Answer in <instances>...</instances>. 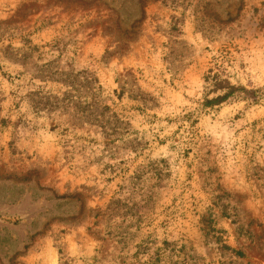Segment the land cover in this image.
<instances>
[{
    "label": "rangeland",
    "instance_id": "rangeland-1",
    "mask_svg": "<svg viewBox=\"0 0 264 264\" xmlns=\"http://www.w3.org/2000/svg\"><path fill=\"white\" fill-rule=\"evenodd\" d=\"M0 264H264V0H0Z\"/></svg>",
    "mask_w": 264,
    "mask_h": 264
},
{
    "label": "trees",
    "instance_id": "trees-1",
    "mask_svg": "<svg viewBox=\"0 0 264 264\" xmlns=\"http://www.w3.org/2000/svg\"><path fill=\"white\" fill-rule=\"evenodd\" d=\"M224 81L223 80H217L214 84V86H218V87H222ZM227 90H224V92L222 94H219L218 96L214 97V98H211V99H207V103H214V104H217V103H221L223 102L224 100H226L229 96L233 95L235 93V91L239 90V89H242L240 87H237L231 83L228 82V85L226 86Z\"/></svg>",
    "mask_w": 264,
    "mask_h": 264
}]
</instances>
